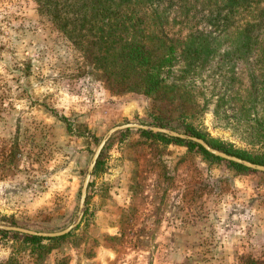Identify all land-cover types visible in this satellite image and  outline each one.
<instances>
[{
  "label": "rangeland",
  "instance_id": "obj_1",
  "mask_svg": "<svg viewBox=\"0 0 264 264\" xmlns=\"http://www.w3.org/2000/svg\"><path fill=\"white\" fill-rule=\"evenodd\" d=\"M86 55L33 0H0V226L55 232L74 224L63 239L42 241L49 250L0 233V264H264V176L142 128L106 140L80 207L110 128L155 126L158 113H175L171 103L110 90L114 82ZM182 121L247 146L208 112Z\"/></svg>",
  "mask_w": 264,
  "mask_h": 264
},
{
  "label": "trees",
  "instance_id": "obj_2",
  "mask_svg": "<svg viewBox=\"0 0 264 264\" xmlns=\"http://www.w3.org/2000/svg\"><path fill=\"white\" fill-rule=\"evenodd\" d=\"M40 17L98 60L114 92L171 103L151 124L187 132L211 147L264 165V0H33ZM93 47H97L92 51ZM110 82V81H109ZM114 89V90H113ZM210 113L239 131L244 149L183 125ZM196 149L242 173L264 172L226 160L188 138L138 129ZM99 160L95 170L99 166ZM49 250L51 237L0 229Z\"/></svg>",
  "mask_w": 264,
  "mask_h": 264
},
{
  "label": "water",
  "instance_id": "obj_3",
  "mask_svg": "<svg viewBox=\"0 0 264 264\" xmlns=\"http://www.w3.org/2000/svg\"><path fill=\"white\" fill-rule=\"evenodd\" d=\"M127 127H135V128H142V129H151L152 131L155 132H162V133H166L168 135H173V136H179L181 138H188L196 143H199L200 145H202L207 151H209L210 153L224 158L226 160H232L234 162L237 163H241L247 167L256 169L258 171H262L264 172V165L261 164H257V163H252L248 160L242 159L240 157H237L235 155H231L228 154L224 151H221L219 149H216L214 147H211L205 140H203L202 138L196 137V136H192V135H187V134H183V133H179L177 131H173V130H169L163 127H157V126H147V125H143V124H136V123H126V124H122V125H118V126H114L112 128H110L107 133L104 135V137L101 139L100 143L98 144V146L96 147V150L92 156L91 162L88 166V171L87 174L85 175L82 187H81V195H80V207L82 206V204L84 203L85 200V196H86V192H87V186H88V182H89V178L91 175V172L93 170V167L96 163V160L100 154V151L102 150L106 140L110 137V135L117 131L118 129H123V128H127ZM81 216L78 217L77 219V223L80 221ZM74 226V224L69 225L68 227H66L63 230L60 231H55V232H44V231H34L31 229H27V228H23V227H18V226H0L1 228L4 229H10V230H14V231H19L22 233H29V234H37V235H41V236H59L62 234L67 233L68 231L71 230V228Z\"/></svg>",
  "mask_w": 264,
  "mask_h": 264
}]
</instances>
